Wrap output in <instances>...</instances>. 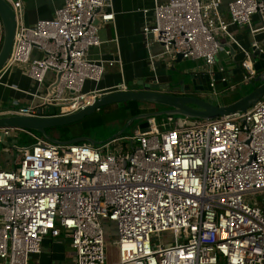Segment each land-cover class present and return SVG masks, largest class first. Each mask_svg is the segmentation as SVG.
<instances>
[{"label": "built area", "instance_id": "obj_1", "mask_svg": "<svg viewBox=\"0 0 264 264\" xmlns=\"http://www.w3.org/2000/svg\"><path fill=\"white\" fill-rule=\"evenodd\" d=\"M4 1L15 31L0 79L19 67L33 88L25 92L28 105L0 106V118L36 116L49 106L64 116L102 95L84 86H96L105 73L103 61L88 52L100 44L99 25L113 20L111 0H63L52 17L31 26L22 0ZM222 8L223 0H163L144 11L141 35L152 73L177 55L212 70L219 38L238 45L232 26L264 39V0L228 1L227 20ZM252 48L264 54L259 41ZM242 52V68L253 78L251 53ZM160 121L149 118L147 130L126 143L115 138L94 146L54 145L21 132L35 143L20 149L14 169L0 170V264H30L45 237L61 234L75 264H106L109 231L115 264H264V96L245 113Z\"/></svg>", "mask_w": 264, "mask_h": 264}, {"label": "crops", "instance_id": "obj_2", "mask_svg": "<svg viewBox=\"0 0 264 264\" xmlns=\"http://www.w3.org/2000/svg\"><path fill=\"white\" fill-rule=\"evenodd\" d=\"M163 0H111L113 20L99 25L98 35L100 44L88 52L92 60H102L105 73L102 80L95 86L86 82L85 91L96 89L101 94L109 93L112 88L124 84L128 91L140 89L143 83L155 82L159 85H177L184 72H194L205 69L201 61L182 60L176 63L160 62L157 64L155 74L147 65L148 52L146 51L141 35V27L144 21V11H150L156 2ZM223 0L222 17L227 20L225 3ZM24 7V22L33 25L37 20L48 19L53 16L55 10L60 8L63 0H22ZM149 16V15H148ZM255 24V18L252 20ZM256 25V24H255ZM230 33L238 45L230 43L226 38L218 41L223 48L220 50L216 64L212 69H232L234 63H240L243 52H252V43L259 41V47L263 48L261 36L252 37L246 27H230ZM2 40V27L0 23V44ZM229 45L230 50L224 45ZM151 51L157 53L160 48L154 46ZM228 51V55L225 53ZM106 62H113L109 66ZM30 80L24 75L19 67H13L1 75L0 79V106L11 107L14 103L20 106L28 105L30 98L25 92L32 91ZM233 102L227 100L225 104ZM3 151L13 149L4 148ZM9 171V170H8ZM114 239V235L113 238ZM107 241V239H106ZM110 255H107L109 262ZM30 264H75L74 253L69 240L61 234L56 238L45 237L42 240L40 253L30 256Z\"/></svg>", "mask_w": 264, "mask_h": 264}, {"label": "water", "instance_id": "obj_3", "mask_svg": "<svg viewBox=\"0 0 264 264\" xmlns=\"http://www.w3.org/2000/svg\"><path fill=\"white\" fill-rule=\"evenodd\" d=\"M0 23L2 27V40L0 44L1 71L8 59L15 31L14 13L4 0H0ZM219 46L223 48V45L219 44ZM224 46L232 54L231 46L228 44ZM250 58L255 73L264 70V54H257L253 49ZM175 61L176 63L181 62L182 56L177 55ZM246 78H248L246 71L242 68L240 62L234 63L232 69H212L210 71L202 69L194 72H184L181 80L175 86L170 84L163 86L155 82H141L139 85L140 89L138 90L105 93L95 98L83 110L64 116H55V108L49 106L43 113L40 109H37L36 116L2 117L0 118V145L4 148L15 150L16 139L21 132L36 133L44 141L60 146L74 145L81 142H87L93 146L101 144L87 137L59 141L48 136L46 130L81 122L101 108L128 102L152 104L158 108L157 111L132 117L126 124L127 127L134 121H139L138 130L142 132L147 130V120L153 117L179 116L191 120L210 121L223 116L245 113L263 98L264 81L255 86L247 95L233 102L214 104L211 101L220 99L219 97L224 95V93L233 91L235 85L241 82L246 81L248 84H252V79L248 78L245 80ZM58 79L59 76H57V81ZM49 92L52 93V87L49 89ZM123 133L124 129L120 130L112 139L118 138Z\"/></svg>", "mask_w": 264, "mask_h": 264}, {"label": "rangeland", "instance_id": "obj_4", "mask_svg": "<svg viewBox=\"0 0 264 264\" xmlns=\"http://www.w3.org/2000/svg\"><path fill=\"white\" fill-rule=\"evenodd\" d=\"M264 48V39L261 38ZM252 84H248V82H241L237 85H235V88L233 91L224 93V95H221L219 98L215 101H211L214 104H225L227 100L235 101L239 98L244 97L249 92L252 91V89L262 83L264 81V70H261L259 72H256V75L253 76ZM223 97V99H221ZM20 106V104H18ZM112 106V107H110ZM107 106V109H103V116L98 115V111L94 114L90 115L94 118H99L102 122V124L96 126L95 128H92L89 133L90 137H87L89 139H92L98 143H103L108 140H112L114 136L118 134V132L122 129H124V133L121 134L118 138H121L120 141L122 143H126L125 137L129 136L130 134H135L138 131V124L139 121H134L131 125L126 127V124L129 122V120L132 118L123 111L121 106H114L110 105ZM147 106V104H145ZM105 108V107H104ZM158 109V108H156ZM88 116V117H90ZM86 117V118H88ZM179 116H174V118H178ZM161 118L158 119L160 121ZM161 122V121H160ZM197 122V121H196ZM200 122V121H199ZM20 135V133H19ZM28 136L20 135V142L26 141L25 144H29L30 141H28ZM85 144H89L87 142H84ZM21 144V143H20ZM90 145V144H89ZM21 146L16 147L15 150L11 151H2L0 155V170L2 171H8L14 169L15 165L18 163V159L21 155ZM113 238V231H109V234L106 236V252L107 255L109 254V262L106 260V264H115L117 261V255H116V244H115V238ZM164 243H168V239L164 238L162 239ZM159 243H156V248H158Z\"/></svg>", "mask_w": 264, "mask_h": 264}, {"label": "trees", "instance_id": "obj_5", "mask_svg": "<svg viewBox=\"0 0 264 264\" xmlns=\"http://www.w3.org/2000/svg\"><path fill=\"white\" fill-rule=\"evenodd\" d=\"M145 104L146 103L128 102V103L116 104V105H113V107L121 106L123 111L129 116V118L138 116L139 114H144V113L153 112V111L158 110L156 109L157 107H155L152 104H147V106H145ZM103 109H107V107L101 108L98 111L99 113L98 115L103 116V111H104ZM163 117L164 116L153 117V118L159 119ZM100 124H102V122L99 118H94L93 116H90L88 118H85L81 122H78V123H75L69 126L48 129L46 130V133L51 138H54L59 141H67V140L79 138V137H90L91 138V136L89 135L90 131H92L91 129L95 128L96 126ZM27 133L32 134L37 138H41L40 135L36 133H33V132H27ZM27 133H20V135L23 134L25 136H28L27 137L28 141H30L29 144H25L26 141L20 142V135H19L18 138L16 139V144H15L16 147L18 146L25 147V146H29L35 143V139L32 138ZM83 144L85 143L84 142L78 143V145H83Z\"/></svg>", "mask_w": 264, "mask_h": 264}]
</instances>
